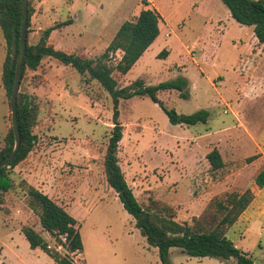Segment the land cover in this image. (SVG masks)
<instances>
[{
	"label": "rangeland",
	"instance_id": "374dc122",
	"mask_svg": "<svg viewBox=\"0 0 264 264\" xmlns=\"http://www.w3.org/2000/svg\"><path fill=\"white\" fill-rule=\"evenodd\" d=\"M46 1L57 9L56 19L68 18V0ZM99 1L111 23L115 10L124 16L119 21L130 20L144 6L141 0ZM153 1L164 16L160 35L140 64L113 75L120 87L137 78L157 84L185 76L187 97L178 90H163L160 100L180 113L205 108L210 116L205 123L173 124L149 96L121 98L123 138L118 156L126 180L144 206L159 199L175 207L179 221L206 230L217 224L218 202L251 189L253 201L227 235L256 263L264 264V187L256 181L264 168V45L249 40L252 26L234 19L223 0ZM83 28L84 22L78 21L69 30ZM32 32L30 27L29 42L36 43L41 35ZM105 34L72 37L58 48L97 58L112 39L110 32ZM164 50L167 55L159 57ZM6 53L0 26V149L12 127L10 95L2 78ZM121 54H114L110 64H116ZM19 91L38 103L32 128L37 142L27 158L8 166L14 184L10 192H3L9 201L6 208L17 200L22 215L33 210L25 182H51L64 187V194L57 191L58 199L75 196L82 204L73 206L85 241L84 254L70 253L78 264H163L158 249L147 242L107 181L104 157L114 120L109 92L98 80H87L86 74L51 57H45L37 70H26ZM215 147L225 162L218 169L207 157ZM38 221L33 210L27 222ZM46 236L53 249L67 252L49 232ZM169 257L171 264L235 263L234 258L192 256L178 247L170 249Z\"/></svg>",
	"mask_w": 264,
	"mask_h": 264
},
{
	"label": "trees",
	"instance_id": "16d2710c",
	"mask_svg": "<svg viewBox=\"0 0 264 264\" xmlns=\"http://www.w3.org/2000/svg\"><path fill=\"white\" fill-rule=\"evenodd\" d=\"M148 5V0H141ZM234 19L243 25L253 26L259 42L264 43V0H223ZM32 0H29V21L27 29V48L22 67V77L27 69L37 70L45 57H51L59 62L70 65L81 74H86L87 80H98L109 92L114 101L113 127L104 157V165L108 184L118 193L125 209L133 215L137 227L146 236L150 245L158 249L163 264H171L170 249L181 248L192 256L217 257L221 259L234 258V264H258L246 251L237 247L228 237L227 229L239 219L254 199V193L247 189L242 193L229 194L226 202H218L215 220L217 224L210 230L195 227L188 221H179L175 207L158 200H152L144 206L135 196L133 189L126 180L125 173L119 163L118 150L123 138V124L119 119L120 99H131L135 96H149L169 116L173 124L194 125L207 122L210 111L203 108L196 112L180 113L175 108L167 107L158 94L163 90H178L183 97L188 96V79L179 76L176 79L157 84H147L143 78H137L132 83L120 87L113 72L118 70L127 73L138 61L142 54L160 34L161 14L156 8L145 7L134 19L126 20L118 29L116 35L97 58L83 57L76 53H69L56 48L49 42L53 29L69 21L59 23L44 29L36 43L29 42L31 15L33 13ZM24 16L23 0H0V26L6 41L7 53L3 67V83L8 95L11 96L16 63L20 51L21 27ZM118 51L122 54L116 64H110L111 58ZM167 55V50L160 52L159 57ZM39 106L32 95L18 92L17 114L21 134V146L15 158L8 165L0 167V202L3 192L13 187V179L9 173V165L15 167L23 161L37 142L33 133V125L38 116ZM15 146L13 126L6 137L5 146L0 149V162L8 157ZM215 169L222 168L225 162L218 148L212 149L207 155ZM257 155L249 159H255ZM257 184L264 187V168L256 177ZM29 206L39 215L43 229L55 237L67 250L62 253L53 249L42 232L33 226L22 227L33 248L40 247L51 255L58 264H78L70 255L71 252L82 254L83 239L78 221L48 194L40 191L28 182ZM63 236L64 240L61 238ZM0 264H7L1 262Z\"/></svg>",
	"mask_w": 264,
	"mask_h": 264
},
{
	"label": "crops",
	"instance_id": "0c3cea01",
	"mask_svg": "<svg viewBox=\"0 0 264 264\" xmlns=\"http://www.w3.org/2000/svg\"><path fill=\"white\" fill-rule=\"evenodd\" d=\"M148 1L149 4L148 5L142 4L144 6L142 7L140 6L138 8L137 13L139 14L140 11L145 7H153L156 8L161 14L162 18H164V16L161 13V8L158 5H156L153 0H148ZM68 5H70L68 18L58 20L56 19V14L58 13L57 9L52 7L50 3H48V1L44 2V0H33L32 6L34 9L30 18L31 28H33L32 33L34 35H39V34L41 35L44 29L65 21H69L68 24L60 25L51 31L49 42L52 43L56 48H58L59 46H64L65 43L63 42L69 41L70 39H72V37H76V36L83 37L86 34H93L96 37H102L106 35L105 33L110 32L111 37L113 39L118 29L122 25V23L127 20L126 19L119 21L124 16L118 14L117 10H115L112 16L113 22L111 23L110 20H108V16L106 17L103 13L104 2L99 0L98 1L86 0L83 2L79 1L78 3H76V0H68ZM99 9L102 11L99 12ZM131 11H129V13ZM129 13H127V15ZM78 21L84 22V28L79 31H73V30L70 31L69 27ZM252 29L253 30L251 31V36L249 40H251L253 43H259L260 45H264V43L259 42L258 38L256 37L253 26ZM160 31H161V26H160ZM170 34L171 32L169 31L166 32L167 36H170ZM112 39L109 41L111 42ZM152 44L142 54V56L133 65V67L137 64H140L141 61L145 59V56L149 52ZM62 50L66 52L71 51L69 53H76L74 49H70V50L62 49ZM28 183L30 185H33L40 191L48 194L57 203L62 205L78 221L79 229H81L79 216H77L75 211H73V206L75 203H77L75 196H73L72 198L70 197L67 200L58 199L57 191L64 194L63 192L64 187L52 184L51 182H28ZM8 192L10 191H7L6 193ZM5 197L7 196H4L3 202H0V263L6 262L7 264H58L54 260V258L42 248L40 247L33 248L29 240L27 239L25 233L22 230V227L24 225L29 224L30 226H33L36 230L42 232L43 235L47 238L46 236L47 231L43 229L40 223V219L36 225L27 222V219L31 217L33 210L30 211L28 210L27 212H25L26 214L22 215L19 210L20 207L18 206L19 203L17 202V200H15L13 204L11 203L10 209L6 208L9 205V201ZM80 205L82 206L81 203ZM14 210H16V214ZM246 211L247 210H245L241 214L239 221H241L242 217H244ZM21 219H24V221H21ZM82 239H83L82 254H84L85 241L83 235H82Z\"/></svg>",
	"mask_w": 264,
	"mask_h": 264
},
{
	"label": "water",
	"instance_id": "95a60500",
	"mask_svg": "<svg viewBox=\"0 0 264 264\" xmlns=\"http://www.w3.org/2000/svg\"><path fill=\"white\" fill-rule=\"evenodd\" d=\"M24 16L21 27V42L18 60L16 63V75L13 90L10 96V106L12 112V126L15 135V146L11 154L0 162V167L6 166L13 160L18 153L21 146V134L19 130L18 114H17V97L20 90V84L22 80V67L25 60L26 48H27V29L29 21V0H23Z\"/></svg>",
	"mask_w": 264,
	"mask_h": 264
},
{
	"label": "built area",
	"instance_id": "2783aa9c",
	"mask_svg": "<svg viewBox=\"0 0 264 264\" xmlns=\"http://www.w3.org/2000/svg\"><path fill=\"white\" fill-rule=\"evenodd\" d=\"M61 246V245H60ZM74 259V258H73ZM75 260V259H74ZM75 262H77L76 260H75Z\"/></svg>",
	"mask_w": 264,
	"mask_h": 264
}]
</instances>
